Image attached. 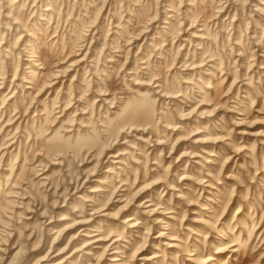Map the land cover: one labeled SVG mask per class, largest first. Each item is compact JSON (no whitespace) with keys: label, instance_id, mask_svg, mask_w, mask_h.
<instances>
[{"label":"rangeland","instance_id":"obj_1","mask_svg":"<svg viewBox=\"0 0 264 264\" xmlns=\"http://www.w3.org/2000/svg\"><path fill=\"white\" fill-rule=\"evenodd\" d=\"M0 264H264V0H0Z\"/></svg>","mask_w":264,"mask_h":264},{"label":"bare ground","instance_id":"obj_2","mask_svg":"<svg viewBox=\"0 0 264 264\" xmlns=\"http://www.w3.org/2000/svg\"><path fill=\"white\" fill-rule=\"evenodd\" d=\"M48 9V8H45V10ZM26 47V46H25ZM28 52V51H27ZM31 54V53H30ZM33 56V55H32ZM34 61H37V60H30L31 63H33ZM59 74V73H58ZM29 81V80H28ZM41 259V258H40Z\"/></svg>","mask_w":264,"mask_h":264}]
</instances>
